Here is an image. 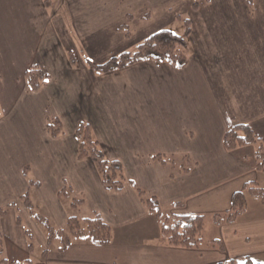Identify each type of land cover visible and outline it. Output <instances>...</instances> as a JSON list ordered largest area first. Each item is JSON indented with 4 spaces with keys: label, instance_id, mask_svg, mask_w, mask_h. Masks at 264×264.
<instances>
[{
    "label": "crops",
    "instance_id": "obj_1",
    "mask_svg": "<svg viewBox=\"0 0 264 264\" xmlns=\"http://www.w3.org/2000/svg\"><path fill=\"white\" fill-rule=\"evenodd\" d=\"M52 2L19 0L23 12L10 42L22 59L16 68L0 66V234L6 264L27 259L23 221L37 230L23 196L31 210L45 207L53 228L64 229L69 216L97 213L111 234L107 245L79 239L64 249L62 244L48 249L41 238L32 264L264 260L263 203L247 197L246 212L230 224L216 225L212 217L230 209L233 193L244 184L254 181L264 189L253 147L227 151L223 143L236 123L249 125L264 141V0ZM182 12L189 14L191 28L183 67L145 61L97 74L87 66V58L101 64L134 51ZM124 25L128 37L119 30ZM31 65L48 75L36 92L24 79ZM52 119L61 123L57 137L46 130ZM80 123L90 126L106 158L119 161L126 177L155 197L164 214L204 215L200 247L167 245L160 218L129 183L119 192L103 189L93 162L78 158ZM184 155L191 164L181 173ZM213 240L224 249L210 246Z\"/></svg>",
    "mask_w": 264,
    "mask_h": 264
},
{
    "label": "trees",
    "instance_id": "obj_2",
    "mask_svg": "<svg viewBox=\"0 0 264 264\" xmlns=\"http://www.w3.org/2000/svg\"><path fill=\"white\" fill-rule=\"evenodd\" d=\"M193 6L195 7L196 4L194 3ZM184 25L185 29L182 34H177L167 28H163L142 40L134 51L122 52L101 64H96L87 58L86 64L97 74L110 73L145 61L169 63L181 68L187 61L185 48L187 45V37L191 32L189 19H184ZM119 30H124L126 36H129L128 27L126 25L121 26ZM67 55L70 65L74 66V55L71 52H68ZM24 79L31 91L36 92L40 89L42 83L48 79V75L39 66L31 65L25 70ZM46 130L51 137H57L62 134L61 123L57 119L49 120L46 124ZM76 137L79 141L78 158H89L93 162L98 169L103 189L106 191L119 192L123 189L125 183H129L148 211L160 218V231L166 239L167 245L185 249L198 248L202 245L204 215L164 214L162 207L155 197L147 196L126 177L119 161H111L106 158L88 124H79L76 130ZM223 143L227 151H233L247 146L253 147L256 170L264 172V141L254 134L249 125L244 123L234 124L227 130ZM182 158L185 159L186 166L181 165L179 171L185 173L189 171L191 162L186 155ZM171 161H173V159ZM28 183L30 186H38V183L33 180H29ZM250 196L258 199L264 204V189L254 181L248 182L244 184L242 190L233 193L229 210L213 214L214 223L220 225L223 223L230 224L235 222L246 212L247 197ZM21 200L34 221L42 225L47 231V245L50 243L54 234L60 235L59 237L62 239L63 249L66 248L72 240L79 239H86L90 243L99 245H107L110 243V227L97 213L89 218L69 216L65 228L58 230L53 228L47 219L35 214L33 210H31V207L27 203L26 196L21 197ZM0 215H4V210L0 209ZM16 221L18 224L20 223L19 217L16 218ZM25 233L27 234V230ZM210 246H215L219 250L224 249L219 240L211 241ZM28 247L30 248V246ZM45 253L46 250L42 251V256H44ZM6 263L7 259L4 257V242L0 234V264ZM237 263L238 262L230 259L224 263L218 264ZM24 264H32V260L28 258L25 260ZM241 264H264V260L246 256Z\"/></svg>",
    "mask_w": 264,
    "mask_h": 264
},
{
    "label": "rangeland",
    "instance_id": "obj_3",
    "mask_svg": "<svg viewBox=\"0 0 264 264\" xmlns=\"http://www.w3.org/2000/svg\"><path fill=\"white\" fill-rule=\"evenodd\" d=\"M52 1H53L52 3L54 4L57 0H52ZM18 5H19V0H0V43H2L0 52L4 53V54H0V66H2V68L4 69L7 68L5 65H11L12 67L16 68L18 65H20V61L22 59L19 57V55L23 54V52L17 51L15 49L12 50L11 49L12 45L10 42L12 27L15 28L17 23L18 24L20 23V16L23 12L22 10L18 9ZM60 13L56 14L57 19H60ZM188 17H189V14L186 12L179 13L178 16H176L173 19L172 22H169L167 26H165V28L173 31L174 33L182 34L185 29L184 19H188ZM158 20L157 22H159ZM23 24L26 25L25 23ZM2 59H9L11 61L9 63H4ZM34 207L35 208L33 211H35L34 212L35 214H38L48 220L47 210L42 204L34 206ZM206 218L209 222L212 219L211 217H206ZM34 223L36 224L37 230L30 224V222L23 221V227H25L27 230V234L25 233L26 240H27L28 246H30V248L28 247L30 251L27 252L28 254L27 259L29 258L31 260H35L40 255V251H41L40 244L43 239L46 241L48 237V233L43 228V226L38 224L35 221ZM49 223L51 224L50 221ZM59 236L60 235H56V234L52 236L50 243L47 245L48 249H52L56 247V245L62 244L61 242L62 239H60ZM7 256H8V253L4 249V257L6 259H7ZM17 257H19V255H17ZM23 259L24 258L18 259L16 261V264H24L26 259L24 260ZM237 264H241V262Z\"/></svg>",
    "mask_w": 264,
    "mask_h": 264
}]
</instances>
